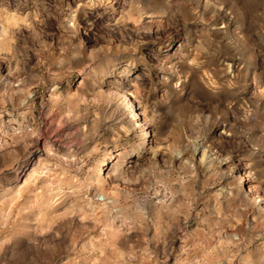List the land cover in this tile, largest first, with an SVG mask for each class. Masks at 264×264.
<instances>
[{
	"label": "rangeland",
	"instance_id": "374dc122",
	"mask_svg": "<svg viewBox=\"0 0 264 264\" xmlns=\"http://www.w3.org/2000/svg\"><path fill=\"white\" fill-rule=\"evenodd\" d=\"M0 264H264V0H0Z\"/></svg>",
	"mask_w": 264,
	"mask_h": 264
},
{
	"label": "bare ground",
	"instance_id": "6f19581e",
	"mask_svg": "<svg viewBox=\"0 0 264 264\" xmlns=\"http://www.w3.org/2000/svg\"><path fill=\"white\" fill-rule=\"evenodd\" d=\"M126 92H127V91H126ZM128 93H130V92H128ZM128 93H127V94H128ZM131 94H132V93H131ZM125 101H127V99H125ZM128 101H129V100H128ZM124 103H125V102H124ZM127 103H128V102H126V104H127ZM130 103L132 104V105H131L132 107H131V106H130V107L132 108L133 111H135V117H134V119H135V121L137 122V120L139 119V118H138L139 115H138V111H137V109H134V108H136V107H134V103H135V101H134L133 99H131V100H130ZM129 105H130V104H129ZM135 105H136V104H135ZM132 110L129 109V112H133ZM129 115H130V114H129ZM131 116H132V115H131ZM135 121H134V122H135ZM139 121H140V120H139ZM139 121H138V122H139ZM140 124H141V122H140ZM140 126H141V125H140Z\"/></svg>",
	"mask_w": 264,
	"mask_h": 264
}]
</instances>
